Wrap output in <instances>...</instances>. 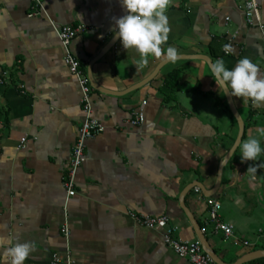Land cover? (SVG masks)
Listing matches in <instances>:
<instances>
[{
	"label": "crops",
	"instance_id": "1",
	"mask_svg": "<svg viewBox=\"0 0 264 264\" xmlns=\"http://www.w3.org/2000/svg\"><path fill=\"white\" fill-rule=\"evenodd\" d=\"M39 1L42 11L29 16L34 0H0V237L32 243L24 264H48L53 256L73 264H191L164 243L162 228L132 217L166 216L178 238L198 240L187 211L206 227L202 232L223 262L256 250L263 255L264 153L252 161H242L240 153L264 127V103L230 95L243 133L218 186L205 195L215 187L238 124L199 56L212 63L223 57L228 68L247 56L264 73V30L246 23L241 0H169L164 52L150 55L142 68L135 48L125 49L115 34V18L126 11L120 0ZM256 2L264 27V0ZM50 22L86 27L69 50L90 78L91 113L103 126L86 140L76 192L67 202L64 174L84 114L78 82ZM218 38L231 45L230 53L221 51ZM169 46L180 58L139 86L168 59ZM177 67L184 71L175 98L164 102L162 78ZM138 111L143 121L133 124ZM208 199L220 203L232 238L213 231ZM242 264H264V256Z\"/></svg>",
	"mask_w": 264,
	"mask_h": 264
},
{
	"label": "clouds",
	"instance_id": "2",
	"mask_svg": "<svg viewBox=\"0 0 264 264\" xmlns=\"http://www.w3.org/2000/svg\"><path fill=\"white\" fill-rule=\"evenodd\" d=\"M120 4L126 11L115 18V34L125 49L135 48L139 54L135 64L142 68L148 63L150 55L159 57L164 52L161 45L166 42L170 31L166 15L169 0H120ZM223 49L225 53H230L231 45L225 44ZM166 56L171 61L180 58L172 46L167 48ZM210 68L224 92L235 97L250 98L257 106L264 103V73L247 56L240 58L232 68L226 67L223 57H220L210 64ZM257 132L259 137H264V127H259ZM259 137L250 136L242 143V161L257 160L264 153ZM250 170L254 173L257 169L252 166ZM0 248H3L0 264H24L33 251L31 242H18L14 237H0Z\"/></svg>",
	"mask_w": 264,
	"mask_h": 264
},
{
	"label": "built area",
	"instance_id": "3",
	"mask_svg": "<svg viewBox=\"0 0 264 264\" xmlns=\"http://www.w3.org/2000/svg\"><path fill=\"white\" fill-rule=\"evenodd\" d=\"M36 3V8L29 13L31 16L37 11H42V6L39 0H34ZM242 10L244 18L247 24L257 23L260 29L263 31L264 27L260 24L259 10L256 0H241ZM55 34L61 44L63 49V59L64 62L69 66L71 72L75 76L80 92H81V106L84 114L81 126L78 131L77 138L71 150L70 158L67 164V169L64 174L63 186L65 189V202L73 196L76 192L75 190V175L78 167L82 164L85 159L84 148L86 140L93 137L95 134L103 130V126L98 122L91 113L90 104V84L87 76L82 72L79 61L72 55L69 50V45L71 40L77 35L86 30V27L82 24H77L74 26L68 25H55L50 22ZM228 44V43H227ZM224 54L225 53L223 49ZM143 113L138 111L135 113L134 118L131 123H140L143 121ZM25 138L21 139L23 143ZM198 189L195 187V191ZM208 222L212 225V229L215 233H220L223 238L228 239L233 236L232 226L224 222L220 217L221 205L216 200L208 199ZM133 219L139 224L146 226L148 228L159 227L163 229L162 238L164 243L169 246L178 256L186 258L191 264H217L202 248L199 240L186 241L178 238L175 235V228L169 224L168 218L166 216H150V215H132ZM206 227H202L201 230L204 231ZM61 232L65 237L68 236L67 227L61 228ZM261 232L264 235V227L261 228ZM247 245L248 241L242 242ZM48 264H73V262L66 258L64 261H59L56 256L52 257V260Z\"/></svg>",
	"mask_w": 264,
	"mask_h": 264
},
{
	"label": "water",
	"instance_id": "4",
	"mask_svg": "<svg viewBox=\"0 0 264 264\" xmlns=\"http://www.w3.org/2000/svg\"><path fill=\"white\" fill-rule=\"evenodd\" d=\"M117 37V36H116ZM115 39V38H114ZM115 40H112L109 44L112 45L114 43ZM109 45V47H110ZM107 48V47H106ZM190 58H198L196 55L190 57ZM199 58L205 60V62H207L209 68H210V64L212 63L209 58L207 56H199ZM170 59L168 58L167 60L165 61H162L157 67L156 69L142 82L139 84V86L143 85V84H146L155 74L156 72L158 71V69L167 61H169ZM211 69V68H210ZM90 80V78H89ZM219 83V82H218ZM222 90H223V93L225 95V98H226V102H227V106L230 110V112L232 113L233 117L236 119L237 121V124H238V134H237V137H236V140L232 146V148L229 150V152L225 155V157L221 160L220 164H219V168H218V174H217V180H216V184H215V187L213 188V190L208 193V194H205L203 191V193L207 196L209 195H212L213 191L215 190V188L218 186L219 182H220V175H221V169L223 167V165L226 163V161L228 160V158L231 156V154L233 153L234 149L236 148V146L238 145L240 139H241V136H242V133H243V122H242V119L238 113V111L236 110L235 106H234V103L232 101V98L231 96L224 92V88L222 85H220ZM198 185V184H197ZM199 186V185H198ZM185 209V208H184ZM186 211V209H185ZM186 214L189 218V220L191 221L193 227H194V230L196 232V236H197V239L199 240V242L201 243V246L203 248V250L217 263V264H227L225 262H223L217 255L216 253L214 252V250L210 247V245L208 244V241L204 235V233L202 232L198 222L196 220H194L186 211ZM263 251H260V250H256V251H252V252H249L248 254L242 256L241 258H239L235 263L233 264H242L246 261H249V260H252V259H255L257 257H260V256H264V254L262 255Z\"/></svg>",
	"mask_w": 264,
	"mask_h": 264
},
{
	"label": "trees",
	"instance_id": "5",
	"mask_svg": "<svg viewBox=\"0 0 264 264\" xmlns=\"http://www.w3.org/2000/svg\"><path fill=\"white\" fill-rule=\"evenodd\" d=\"M219 40V38H218ZM213 41H217V39L215 38ZM226 42L223 40H219L218 41V46L221 47V51H222V47L223 45H225ZM214 55H219L218 52H215ZM184 71V67H177L171 71H169L168 73H166L163 78H162V83L159 87V91L163 96V101L164 102H169L174 100L175 98V93L177 91V85L179 83V79L182 76V73ZM217 105H219V102H215Z\"/></svg>",
	"mask_w": 264,
	"mask_h": 264
}]
</instances>
